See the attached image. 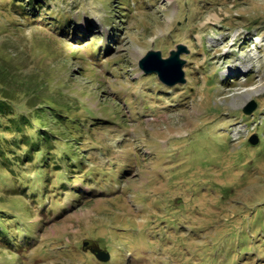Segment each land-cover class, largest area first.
Returning a JSON list of instances; mask_svg holds the SVG:
<instances>
[{
  "label": "rangeland",
  "instance_id": "rangeland-1",
  "mask_svg": "<svg viewBox=\"0 0 264 264\" xmlns=\"http://www.w3.org/2000/svg\"><path fill=\"white\" fill-rule=\"evenodd\" d=\"M12 5L0 0L9 86L42 71L85 121L52 151L73 173L0 162V226L15 241L0 264H264V0H45L32 18ZM178 45L185 83L139 67Z\"/></svg>",
  "mask_w": 264,
  "mask_h": 264
},
{
  "label": "trees",
  "instance_id": "trees-1",
  "mask_svg": "<svg viewBox=\"0 0 264 264\" xmlns=\"http://www.w3.org/2000/svg\"><path fill=\"white\" fill-rule=\"evenodd\" d=\"M43 4H45V0H30L27 3L31 12H35L37 9L42 12L41 10L44 9ZM116 4V7L120 5V1H117ZM25 6L23 0H13L12 7L16 14L21 15L23 18H32V16L29 17L31 15V13H28L29 8ZM36 22H41L46 26L50 24L54 28L57 26L65 27L66 24L64 21H57V19H54L50 23L42 19ZM59 39L64 40L65 37L61 36ZM68 55L73 60L80 58L76 57V51H72ZM90 56H92L91 60L95 62L99 61V57H95L92 54ZM2 68L4 66L0 64V80H3V85L0 83V128L3 131L0 133L11 135V139H5L4 137H1L3 140L0 139V145L6 148L5 152H7L5 155H0L1 164L5 167L11 166L9 160L13 156L15 164L20 165L33 162L36 159L33 165L41 173L43 172V168H48L49 166L66 174L68 171L73 173L72 169L75 167V164L70 161L67 150L65 149L61 153L56 151L54 155L52 151L60 144L65 145L66 143L75 142L74 135L77 132H81V137L83 136L82 128L85 118L75 116L72 113L76 108L78 109L74 102L75 100L68 97V93L64 92L60 86L55 91L50 90V85L42 71H40L39 76H32L27 80L15 77V82H18H16V86L13 84L14 87H11V85L9 86L10 80L11 83L13 81L10 78L11 72L6 68ZM83 72L84 69H81L78 74L81 75ZM18 91H22V94L25 95L23 99L25 98V104L28 109L27 113H22L14 107V96ZM3 118L5 121H3ZM99 124L101 123L97 122L95 126ZM67 139L69 140L67 141ZM21 145L25 147V151L18 157V155L14 154L21 151ZM54 156H57L59 160L63 158L64 162L66 161L63 164L66 165L65 169L62 167L63 165L61 166L60 161H55ZM51 163H54V165L51 166ZM46 176H48V173ZM68 177L71 178L70 176ZM24 189L25 187L22 188L21 192H26ZM30 193L36 194L34 191H30ZM0 212L1 214L3 213V211ZM1 217L0 215V221L3 220ZM13 222L17 221L14 219ZM8 228L7 226H0V244L1 246L3 244L6 245L9 250H13L15 241L8 238Z\"/></svg>",
  "mask_w": 264,
  "mask_h": 264
},
{
  "label": "water",
  "instance_id": "water-1",
  "mask_svg": "<svg viewBox=\"0 0 264 264\" xmlns=\"http://www.w3.org/2000/svg\"><path fill=\"white\" fill-rule=\"evenodd\" d=\"M186 52L187 49L183 45H178L176 50L170 51V56L165 59L162 58L160 51L150 50L140 59L138 64L142 69H146L148 65L151 66V72L156 73L159 81L168 86L183 84L185 83L184 72L182 71L184 60L180 56ZM252 110L253 105L246 109L245 112L250 113ZM250 142L252 144L255 143L253 140H250ZM82 248L89 250L101 262H106L110 258L108 251L100 248L98 243H94L91 240H83Z\"/></svg>",
  "mask_w": 264,
  "mask_h": 264
}]
</instances>
